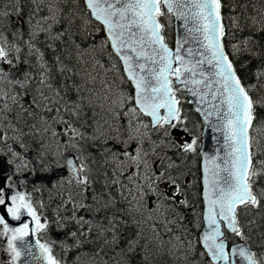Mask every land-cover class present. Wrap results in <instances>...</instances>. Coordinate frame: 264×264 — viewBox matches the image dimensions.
<instances>
[{"label":"snow or ice","instance_id":"1","mask_svg":"<svg viewBox=\"0 0 264 264\" xmlns=\"http://www.w3.org/2000/svg\"><path fill=\"white\" fill-rule=\"evenodd\" d=\"M258 37L264 0H0V264H264ZM184 103L224 139L200 211Z\"/></svg>","mask_w":264,"mask_h":264},{"label":"trees","instance_id":"2","mask_svg":"<svg viewBox=\"0 0 264 264\" xmlns=\"http://www.w3.org/2000/svg\"><path fill=\"white\" fill-rule=\"evenodd\" d=\"M226 3L230 4L231 0H226ZM231 14H232L231 10L226 7L225 8V16L227 17ZM14 21H15V17L12 18L11 22H14ZM225 22L227 23L228 21L226 20ZM99 35H103V33H100ZM245 35H247V32H245V33H239L238 32V33H236L235 39L239 40ZM173 37H174V33H173V19H172L169 27L167 28V41H168V43L173 42ZM229 39L231 40L232 37L230 36ZM259 39H261V42H264V38H259ZM97 42H99L98 39H97ZM88 43H90V42H88V41L85 42L86 45ZM48 56H49V59H51V53H48ZM85 58L88 59L89 57H85ZM104 62L107 63V55L106 54L104 56ZM73 63H75V60H73ZM77 67L79 68V65H77ZM255 67H256V62L254 61L252 64V68L255 69ZM69 83H71V81H69ZM122 86L124 87L126 92L132 91V86L129 82L122 83ZM184 110L189 116L188 124H189V127L191 129V135L199 136V140H198V143H199L200 142V129H201L202 121L199 118V116L194 112V110L191 108V106H189V105L187 106L186 103H184ZM169 155H172L174 159H178L176 154H174V152H172V151H169ZM192 160H193V158H192ZM195 161L196 162L194 163V160H193V167L190 171V175L192 177L191 178V184H188V186H189L190 199L192 201H194L195 208L197 209V211H200L203 208V204H202V198L200 195L201 194V187H200V182H199V168L197 166L198 165L197 157H196ZM55 178H56V173L42 174L39 177V179L44 180L46 183L50 180H54ZM97 187H98V185H97ZM198 193H199V195H197ZM47 196H48V194H47V192H45L43 198H44L46 203H47ZM51 207H55V205H52ZM46 213H47V215H50L51 209L50 208L47 209ZM191 216H192V213L188 212V217L191 218ZM52 232L54 233L53 234L54 237H58L60 234H63V233L58 232L57 230H54V229H52ZM133 263L136 264L134 261H133Z\"/></svg>","mask_w":264,"mask_h":264},{"label":"water","instance_id":"3","mask_svg":"<svg viewBox=\"0 0 264 264\" xmlns=\"http://www.w3.org/2000/svg\"><path fill=\"white\" fill-rule=\"evenodd\" d=\"M181 23H182L181 21H178L174 18L175 36H174V43L172 46L169 45L170 47H174L175 41L183 35L184 30L181 27ZM188 99H191V97H188ZM191 105L193 106L194 109L197 106L195 103H192ZM210 119L215 120L216 118L213 116ZM201 143L202 144H201L199 152H200V156H201V162H200L201 186H202L201 191L203 193V189H204V185H203V175H204L203 163H204V160H203V157H204V154H207L210 157H216V156L224 157L225 147H224V139H223L221 132H219V131L214 132L206 124L203 125L202 142ZM217 162L220 163V160H218ZM202 193H201V195H202ZM202 199H203V195H202Z\"/></svg>","mask_w":264,"mask_h":264},{"label":"rangeland","instance_id":"4","mask_svg":"<svg viewBox=\"0 0 264 264\" xmlns=\"http://www.w3.org/2000/svg\"><path fill=\"white\" fill-rule=\"evenodd\" d=\"M112 77H113V73L109 72L108 75H107V78H108L109 80H111ZM117 84H119V86L125 91V89H124V87L122 86V83L119 81V79H117ZM125 92H126V91H125ZM191 138H192V136L185 134V139H188V140L190 141ZM188 164L192 165L191 161L188 160ZM189 177H190V176H189ZM98 187H99V185H98ZM46 211H47V209L45 210V215H47ZM52 229L56 230L55 228H52ZM52 229L50 230L49 236H48V237H45V239H49V238H51V239H57V240H59L60 238H62L63 234L60 235L59 238H55V237H53V235H52V234H53Z\"/></svg>","mask_w":264,"mask_h":264},{"label":"flooded vegetation","instance_id":"5","mask_svg":"<svg viewBox=\"0 0 264 264\" xmlns=\"http://www.w3.org/2000/svg\"><path fill=\"white\" fill-rule=\"evenodd\" d=\"M182 168H183V171L184 170H188V167H186V166H184V165H182ZM184 178H185V180H184ZM182 179L184 180V182L186 183V184H188V177H182ZM186 215L188 216V212L186 213Z\"/></svg>","mask_w":264,"mask_h":264},{"label":"bare ground","instance_id":"6","mask_svg":"<svg viewBox=\"0 0 264 264\" xmlns=\"http://www.w3.org/2000/svg\"><path fill=\"white\" fill-rule=\"evenodd\" d=\"M177 162H179V160L177 159ZM53 176V175H52ZM136 264H139V258H136L133 260ZM134 264V263H133Z\"/></svg>","mask_w":264,"mask_h":264}]
</instances>
